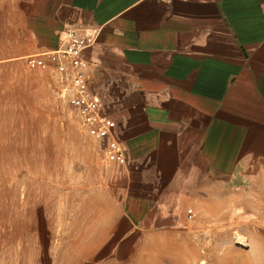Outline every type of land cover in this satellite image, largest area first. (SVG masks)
Masks as SVG:
<instances>
[{
    "label": "crops",
    "instance_id": "0c3cea01",
    "mask_svg": "<svg viewBox=\"0 0 264 264\" xmlns=\"http://www.w3.org/2000/svg\"><path fill=\"white\" fill-rule=\"evenodd\" d=\"M17 3L35 52L57 50L68 28L95 35L84 72L125 152L130 226L176 225L239 185L264 196V0Z\"/></svg>",
    "mask_w": 264,
    "mask_h": 264
},
{
    "label": "rangeland",
    "instance_id": "374dc122",
    "mask_svg": "<svg viewBox=\"0 0 264 264\" xmlns=\"http://www.w3.org/2000/svg\"><path fill=\"white\" fill-rule=\"evenodd\" d=\"M17 8L0 0V264H264V196L240 185L176 225L130 226L107 140L83 126L54 54L31 62Z\"/></svg>",
    "mask_w": 264,
    "mask_h": 264
},
{
    "label": "built area",
    "instance_id": "2783aa9c",
    "mask_svg": "<svg viewBox=\"0 0 264 264\" xmlns=\"http://www.w3.org/2000/svg\"><path fill=\"white\" fill-rule=\"evenodd\" d=\"M95 35L84 28H68L66 39L52 52L60 78L66 82L70 101L80 115L82 124L88 133L98 139L108 140V154L116 162L125 160V152L113 136L112 121L101 112V101L90 92L84 72L83 52L93 44ZM44 54V53H42ZM38 54L31 62L37 60ZM37 57V58H36Z\"/></svg>",
    "mask_w": 264,
    "mask_h": 264
},
{
    "label": "bare ground",
    "instance_id": "6f19581e",
    "mask_svg": "<svg viewBox=\"0 0 264 264\" xmlns=\"http://www.w3.org/2000/svg\"><path fill=\"white\" fill-rule=\"evenodd\" d=\"M238 213H244V211L242 209H238L236 214H238ZM203 264H204V262H203Z\"/></svg>",
    "mask_w": 264,
    "mask_h": 264
}]
</instances>
